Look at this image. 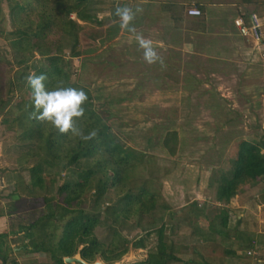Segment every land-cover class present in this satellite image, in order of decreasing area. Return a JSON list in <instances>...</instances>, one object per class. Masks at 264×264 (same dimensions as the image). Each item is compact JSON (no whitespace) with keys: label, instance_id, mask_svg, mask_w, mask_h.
I'll return each mask as SVG.
<instances>
[{"label":"rangeland","instance_id":"rangeland-1","mask_svg":"<svg viewBox=\"0 0 264 264\" xmlns=\"http://www.w3.org/2000/svg\"><path fill=\"white\" fill-rule=\"evenodd\" d=\"M212 2L235 5L238 13L235 16L244 20L252 13L264 19V0ZM143 3L93 1V11L101 24H85L78 36L77 57H71L68 49L63 51L64 61L70 66L71 83L88 91L93 109L124 147L154 158L159 209L152 217L154 228L163 225L164 239L169 237L193 246L213 264L220 259L222 264H264V184L257 180L243 186L226 205L214 201L211 184L217 171L231 167L238 143L264 141V68L259 65L257 49H264V40L257 46L238 34L207 39L198 32L202 29L199 22L182 24L183 30L176 33L165 30L163 35L158 30L162 26H157V21L149 16L151 10ZM124 6L133 11L143 9L136 14L132 26L153 42L164 66L158 62L147 64L134 34L120 28L114 12ZM190 6L187 0H181L171 12L186 14ZM69 18L76 21L73 13ZM202 18L200 13L198 20ZM233 19L229 21L231 27ZM217 23L209 25L210 31L228 26L225 20ZM15 29L6 0H0L1 90L6 97L0 110L1 215L22 213L34 207L25 191L28 185L25 169L32 163L20 162L17 130L6 129L17 115L13 103L24 88L20 81L24 69L27 75L33 73L42 59L32 53L24 66L16 64L17 57L9 43V35ZM221 32L223 29H219ZM168 131H174L177 137L173 156L167 155L161 146ZM45 174L53 177L55 186L67 176L60 169L45 170ZM11 191L17 196H8ZM221 207L229 210V230L207 233V223ZM179 225L184 226L180 231ZM193 227L202 229L205 241L191 242L188 236ZM118 230L128 240L139 235L125 221H120ZM244 237L250 240L252 249H245ZM5 244L3 250L0 248V264L1 259L5 264H50L44 254L31 250L23 234L8 238ZM155 245L156 236L151 234L144 239L142 248L130 250L115 264L143 260L154 251ZM231 251L233 256L227 254Z\"/></svg>","mask_w":264,"mask_h":264},{"label":"trees","instance_id":"trees-1","mask_svg":"<svg viewBox=\"0 0 264 264\" xmlns=\"http://www.w3.org/2000/svg\"><path fill=\"white\" fill-rule=\"evenodd\" d=\"M93 1L96 0H6L8 16L16 25L9 35L16 64L24 66L27 57L35 53L42 64L33 72L47 75L44 82L47 89L52 90L61 81L65 87L75 86L63 51L68 49L71 57H77L78 36L85 24H101L93 11ZM72 13L76 21L69 18ZM26 71L25 68L20 80L24 87L21 96L13 103L17 115L7 123L6 130H17L20 162L32 163L25 169L28 177L25 191L34 207L22 213L0 214L5 218L0 238L23 234L31 250L44 254L50 264H80L63 262L64 258L76 256L84 264L97 260L115 264L130 250L142 248L144 239L154 234V251L147 258L128 264H213L193 246L169 237L164 239L163 225L154 228L152 214L159 209L154 158L124 147L95 112L89 93L83 88L77 89L88 95V101L78 125L84 135L95 130V138L86 141L70 133L62 135L51 124L34 119ZM1 78L0 70V110L6 100ZM161 146L167 155L173 156L176 133L166 132ZM261 150H264V141L262 144L238 143L231 167L217 171L211 181L216 203L226 205L243 186L257 180L264 184ZM55 169L67 175L58 186L50 174H45V170ZM8 196L17 195L11 191ZM216 210L207 223L206 232L210 234H220L230 228L229 210L226 207ZM120 221L130 223L139 235L128 240L118 230ZM183 227L179 225V231ZM192 231L188 236L192 243L206 240L200 227H193ZM243 241L245 249L253 248L248 238L244 237ZM227 254L234 255L232 251ZM1 264H5L4 259ZM217 264H222V260Z\"/></svg>","mask_w":264,"mask_h":264},{"label":"clouds","instance_id":"clouds-1","mask_svg":"<svg viewBox=\"0 0 264 264\" xmlns=\"http://www.w3.org/2000/svg\"><path fill=\"white\" fill-rule=\"evenodd\" d=\"M142 8H136L133 11L128 6L117 7L114 15L119 18V26L122 30L133 33L140 49L143 50V59L149 64L160 63L164 66L162 57L159 56L153 42L146 39L142 33H137L132 21L137 13L142 12ZM47 75L44 73L36 74L35 72L26 77V83L31 89V100L35 111L33 118L51 124L62 135L71 134L83 140H91L97 136L95 130L84 135L78 125V120L84 116V105L88 101V95L82 90L75 87H65L63 82L49 90L45 87ZM96 264H103L102 260Z\"/></svg>","mask_w":264,"mask_h":264},{"label":"crops","instance_id":"crops-1","mask_svg":"<svg viewBox=\"0 0 264 264\" xmlns=\"http://www.w3.org/2000/svg\"><path fill=\"white\" fill-rule=\"evenodd\" d=\"M181 0H142L144 2L143 4L147 6L149 16L152 17L153 20L157 21V26H162L158 28V30L164 35L165 30L170 29L169 31L176 33L178 30H183L181 28L182 24L187 25V23H198L201 25V30H196V36L199 32L200 36H206L207 39L210 37L212 40H214L212 37H219V36H232L234 34H238L236 29L231 27L229 25V21L231 18H235L237 13V10H235L233 7H236L235 5L230 4H221V3H215L212 2L214 0H206L205 3H201L198 0H187V2L191 3L192 7H195L199 10L200 13H202L203 18L199 21L198 17H190L187 16L185 13H179V12H171L173 8H175L177 5L180 4ZM184 2V0H183ZM157 7V10L153 11L152 9L154 7ZM190 6V7H191ZM237 8V7H236ZM174 10V9H173ZM227 19V20H226ZM198 20V21H197ZM225 20L228 23V26L219 27V29H223V32L219 33V29L213 28V30L210 31L209 25H215L218 24L217 22ZM169 26L167 29L166 26ZM198 31V32H197ZM191 33V32H190ZM223 33V34H222ZM222 34V35H221ZM239 37V35H237ZM164 37V36H163ZM241 37V36H240ZM225 39V38H224ZM4 217H0V224L3 226V229L0 230V232L4 231ZM20 234L15 235H6L2 236L0 238V248L3 250L2 246L6 245V240L8 238L17 237ZM17 250V249H15Z\"/></svg>","mask_w":264,"mask_h":264},{"label":"built area","instance_id":"built-area-1","mask_svg":"<svg viewBox=\"0 0 264 264\" xmlns=\"http://www.w3.org/2000/svg\"><path fill=\"white\" fill-rule=\"evenodd\" d=\"M186 15L190 17H199L200 12L195 7H190L186 10ZM232 25L239 36L250 39L257 46L264 40V19L259 18L254 13L248 15L245 20L242 16H237L232 20ZM257 49L259 65L264 68V49ZM247 254H249V251Z\"/></svg>","mask_w":264,"mask_h":264},{"label":"water","instance_id":"water-1","mask_svg":"<svg viewBox=\"0 0 264 264\" xmlns=\"http://www.w3.org/2000/svg\"><path fill=\"white\" fill-rule=\"evenodd\" d=\"M63 262L64 263H80V264H84V262L83 261H81L80 259H79V257H73V258H64L63 259ZM93 264H96V262H94Z\"/></svg>","mask_w":264,"mask_h":264}]
</instances>
